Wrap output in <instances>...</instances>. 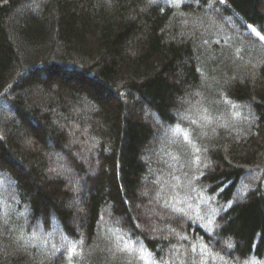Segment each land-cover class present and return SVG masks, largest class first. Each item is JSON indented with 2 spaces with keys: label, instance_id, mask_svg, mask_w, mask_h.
Masks as SVG:
<instances>
[{
  "label": "trees",
  "instance_id": "16d2710c",
  "mask_svg": "<svg viewBox=\"0 0 264 264\" xmlns=\"http://www.w3.org/2000/svg\"><path fill=\"white\" fill-rule=\"evenodd\" d=\"M257 32L264 0H0V264H264Z\"/></svg>",
  "mask_w": 264,
  "mask_h": 264
},
{
  "label": "snow or ice",
  "instance_id": "6c2138e0",
  "mask_svg": "<svg viewBox=\"0 0 264 264\" xmlns=\"http://www.w3.org/2000/svg\"><path fill=\"white\" fill-rule=\"evenodd\" d=\"M221 2H224V0H221ZM256 35L260 37V39H264V36H261L259 32H257ZM0 167H2V165H0ZM193 251H195V248H193Z\"/></svg>",
  "mask_w": 264,
  "mask_h": 264
}]
</instances>
